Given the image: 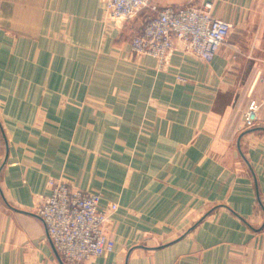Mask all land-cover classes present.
I'll list each match as a JSON object with an SVG mask.
<instances>
[{"label":"crops","instance_id":"crops-1","mask_svg":"<svg viewBox=\"0 0 264 264\" xmlns=\"http://www.w3.org/2000/svg\"><path fill=\"white\" fill-rule=\"evenodd\" d=\"M148 2L231 29L210 62L161 65L130 50L147 8L0 0V264H264V0ZM52 177L117 203L108 254L58 259L36 214Z\"/></svg>","mask_w":264,"mask_h":264},{"label":"built area","instance_id":"built-area-1","mask_svg":"<svg viewBox=\"0 0 264 264\" xmlns=\"http://www.w3.org/2000/svg\"><path fill=\"white\" fill-rule=\"evenodd\" d=\"M104 17L115 22L134 17L148 6V0H103ZM152 12L141 31L131 37L130 50L136 55L151 56L163 65L171 54L180 50L210 62L224 43L231 24L211 15L210 3L201 9L150 7ZM258 105L250 102L243 113V122L250 127L257 119ZM49 194L36 208L48 240L63 262H86L108 254L114 245L107 232V223L117 210L111 203L99 209V193L84 191L63 178L47 180Z\"/></svg>","mask_w":264,"mask_h":264},{"label":"rangeland","instance_id":"rangeland-1","mask_svg":"<svg viewBox=\"0 0 264 264\" xmlns=\"http://www.w3.org/2000/svg\"><path fill=\"white\" fill-rule=\"evenodd\" d=\"M187 6H189L188 4H186ZM151 6H155L157 9H162V8H165V7H158L157 5H155V4H150L149 2H148V6L147 7H143L142 9H144V8H147L148 9V14H147V16L149 15V14H151V13H153L152 12V10H151ZM182 6H185V5H182ZM166 7H170V6H166ZM178 7H180V6H178ZM191 7V6H190ZM174 8H177V7H174ZM194 8V7H193ZM141 9V10H142ZM141 10H139V11H141ZM139 11H138V13H139ZM137 15V14H136ZM146 16V17H147ZM133 18V17H132ZM109 20V19H108ZM128 20V19H127ZM123 21V20H122ZM120 22V21H119ZM228 36V35H227ZM227 38V37H226ZM256 122V121H255ZM255 122H254V124H255ZM254 124L252 125V126H250V127H246V128H252L253 126H254ZM68 263H78V262H68Z\"/></svg>","mask_w":264,"mask_h":264},{"label":"water","instance_id":"water-1","mask_svg":"<svg viewBox=\"0 0 264 264\" xmlns=\"http://www.w3.org/2000/svg\"><path fill=\"white\" fill-rule=\"evenodd\" d=\"M56 253V252H55ZM56 256L58 257V259L60 260V261H62L61 259H60V257L56 254Z\"/></svg>","mask_w":264,"mask_h":264}]
</instances>
